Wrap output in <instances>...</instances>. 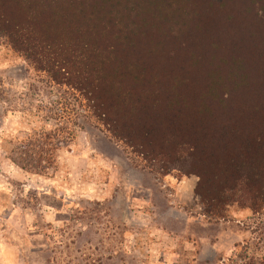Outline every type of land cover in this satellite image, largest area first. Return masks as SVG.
Returning <instances> with one entry per match:
<instances>
[{"label": "rangeland", "instance_id": "obj_1", "mask_svg": "<svg viewBox=\"0 0 264 264\" xmlns=\"http://www.w3.org/2000/svg\"><path fill=\"white\" fill-rule=\"evenodd\" d=\"M234 5L236 36H264V0ZM197 54L188 69L204 86ZM59 82L0 32V264H264V207L245 199L215 211L188 157L171 165L127 145ZM228 90L221 118L264 127L258 62ZM252 95L255 121L242 106ZM37 140L51 158L45 171L12 162Z\"/></svg>", "mask_w": 264, "mask_h": 264}, {"label": "trees", "instance_id": "obj_2", "mask_svg": "<svg viewBox=\"0 0 264 264\" xmlns=\"http://www.w3.org/2000/svg\"><path fill=\"white\" fill-rule=\"evenodd\" d=\"M238 1L0 0V32L79 92L117 139L171 165L188 157L215 211L245 199L256 210L264 207V127L221 118L244 66L257 61L264 74V36H236ZM197 53L204 86L188 69L191 58L200 64ZM254 96L242 105L250 121L261 111ZM31 145L10 159L45 171L49 152L40 140Z\"/></svg>", "mask_w": 264, "mask_h": 264}]
</instances>
